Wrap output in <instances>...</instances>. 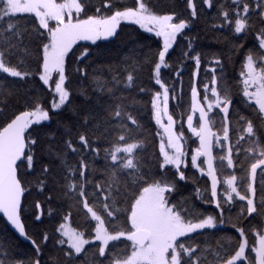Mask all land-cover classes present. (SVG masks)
<instances>
[{
  "label": "snow or ice",
  "instance_id": "6c2138e0",
  "mask_svg": "<svg viewBox=\"0 0 264 264\" xmlns=\"http://www.w3.org/2000/svg\"><path fill=\"white\" fill-rule=\"evenodd\" d=\"M0 219V264H264V0H0Z\"/></svg>",
  "mask_w": 264,
  "mask_h": 264
},
{
  "label": "trees",
  "instance_id": "16d2710c",
  "mask_svg": "<svg viewBox=\"0 0 264 264\" xmlns=\"http://www.w3.org/2000/svg\"><path fill=\"white\" fill-rule=\"evenodd\" d=\"M154 3H156L159 6V10L161 11H167L170 9V6L173 3V0H153ZM144 36L148 37V39L144 40L143 43L145 45H151L153 49H155L156 44L158 43L157 38L150 36V34H143ZM206 38L202 40V46L210 49H217L221 47V45L215 43L211 40V33H206ZM138 37L135 32L132 31V29H126L124 33L121 34L120 38L116 40L114 43L108 44L107 42H103L105 44L104 47H102L99 50H95V46H93V49L98 52L97 60L104 63H112L116 64L118 61L123 59V57L128 53V51L131 48H140L141 45L137 43ZM249 46L254 44V41L249 38L248 41ZM175 59V57H173ZM239 58H237L238 60ZM95 62V61H94ZM239 72V63L237 62L234 66L229 67V73L233 74L235 73L238 75ZM144 80L147 81V72H145ZM189 76L185 74L184 76V83H185V90H187V84H188ZM149 102V97L144 96L143 97V103L147 104ZM171 107V105H170ZM150 117L147 114V111H145L143 120L147 124ZM154 127V125H153ZM190 135V134H188ZM194 171V170H192ZM193 185H189L187 189H185L186 194L192 193ZM203 207V206H201ZM209 211H212L211 207H209ZM29 229L31 230V223L29 222ZM49 230L53 227L52 223H48L45 225ZM231 232L232 230H228ZM7 238L10 244H13L15 246V251L18 255L23 256L26 253L31 252V247L29 243L22 242L9 228H5V222L0 219V239Z\"/></svg>",
  "mask_w": 264,
  "mask_h": 264
},
{
  "label": "water",
  "instance_id": "95a60500",
  "mask_svg": "<svg viewBox=\"0 0 264 264\" xmlns=\"http://www.w3.org/2000/svg\"><path fill=\"white\" fill-rule=\"evenodd\" d=\"M8 228L10 229V226H8ZM11 230V229H10ZM13 233H14V230H11ZM22 242H24V243H29L28 241H25V240H23V238H20L19 236H18V234H16V233H14Z\"/></svg>",
  "mask_w": 264,
  "mask_h": 264
}]
</instances>
